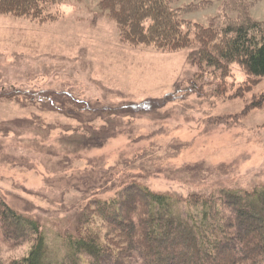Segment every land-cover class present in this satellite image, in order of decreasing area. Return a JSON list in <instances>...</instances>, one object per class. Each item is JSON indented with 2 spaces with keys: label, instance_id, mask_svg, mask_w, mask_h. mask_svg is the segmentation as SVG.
I'll return each mask as SVG.
<instances>
[{
  "label": "rangeland",
  "instance_id": "374dc122",
  "mask_svg": "<svg viewBox=\"0 0 264 264\" xmlns=\"http://www.w3.org/2000/svg\"><path fill=\"white\" fill-rule=\"evenodd\" d=\"M99 1H66L55 20L42 23L0 14V196L42 224L48 252L72 229L94 179L103 198L127 173L143 177L151 190L176 195L264 185V104L250 106L264 78L241 97L210 94L209 86L200 94L188 90L195 45L161 51L122 44ZM188 3L200 5L183 17L208 25L220 1L177 0L173 6ZM249 12L264 21V0H252ZM231 71L235 83L226 95L245 78L237 64ZM10 92L13 98L6 99ZM48 92L94 107L153 105L139 113L102 111L99 118L115 134L102 146L72 152L84 133L72 130L78 126L72 115L41 104ZM24 249L2 246L0 255Z\"/></svg>",
  "mask_w": 264,
  "mask_h": 264
},
{
  "label": "trees",
  "instance_id": "16d2710c",
  "mask_svg": "<svg viewBox=\"0 0 264 264\" xmlns=\"http://www.w3.org/2000/svg\"><path fill=\"white\" fill-rule=\"evenodd\" d=\"M66 1L70 0H0V14L42 23L55 20ZM176 1L100 0L98 5L114 22L122 44L161 51L195 45L189 53L195 70L188 90L200 94L209 86L210 94L241 97L264 78V21L252 18V0H217L219 10L208 25L183 17L200 4L174 7ZM233 63L245 78L226 95L235 83ZM45 97L41 104L72 115L68 117L78 123L72 130L84 133L79 137L82 145L72 152L102 146L115 134L103 123L104 117L99 118L102 111L139 113L153 105L94 107L67 93L48 92ZM5 98H13L12 92ZM53 100L59 103L56 107ZM75 103L80 111L72 107ZM263 104L264 90L253 96L250 106ZM84 112L90 114L88 119H83ZM72 140L67 138V144ZM142 179L125 174L111 183L114 193L106 198L99 196L102 186L94 184L96 179L89 182L84 189L87 197L72 217V229L62 233L59 248L52 252L42 224L0 196V249L25 244L21 255H0V264H264V185L176 195L151 190Z\"/></svg>",
  "mask_w": 264,
  "mask_h": 264
}]
</instances>
